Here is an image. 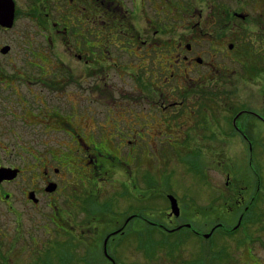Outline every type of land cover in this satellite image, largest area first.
<instances>
[{
    "label": "flooded vegetation",
    "instance_id": "flooded-vegetation-1",
    "mask_svg": "<svg viewBox=\"0 0 264 264\" xmlns=\"http://www.w3.org/2000/svg\"><path fill=\"white\" fill-rule=\"evenodd\" d=\"M168 1L0 0V200L6 202L8 213L16 215V231L20 230L19 206L14 201L19 193L24 208L30 202L39 205L42 198L51 207L59 196H69L71 184L82 185V194L75 190L77 203L83 206L86 197L89 211L96 214L93 217L102 218L97 223L106 229L103 254L113 261L108 242L114 234L126 231L122 227L115 230L114 224L105 226L101 194L115 201L110 187L120 194L121 183L136 178L133 162L142 161L149 149L157 148L161 136L173 131L171 126L181 118L180 112L194 113L192 118L198 112L190 105L196 78L191 70L205 65L210 72L211 65L214 67L211 58L218 56L244 63L241 58L250 53L255 54L248 64L252 67L247 68L250 77L263 81L264 62L259 59L264 57V0H242L239 8H227L222 0L216 4L204 0V17L202 12L198 20L186 17L181 24L171 15L179 5L173 0L171 7ZM207 3L216 12H208ZM197 29L203 32L204 57L194 48ZM164 30L176 37L166 50L157 38ZM246 31L255 34V47H247ZM165 51L169 59H164ZM223 73L231 79L228 70ZM233 112L228 116L230 125L240 142L252 150L254 139L249 130L254 131L255 124L242 115L264 122V106ZM224 151L225 146L214 156L225 175L226 189L213 187L222 205L241 211L230 227L216 221L206 233L198 230L207 239L218 228L237 232L243 219L249 218L260 190L257 187L247 195L245 183L231 188L233 168L224 164ZM145 170L141 171L143 180ZM119 171L126 179L116 177ZM254 176L259 182V174L254 172ZM86 186L92 189L84 190ZM233 189L226 198L222 196ZM180 214L181 208L179 215L171 209L167 212L170 227L163 222L155 225L165 230L184 226L196 230L191 222L176 223ZM130 215L124 224L131 225L136 214ZM50 219L55 221L53 215ZM260 221L250 226L255 231L252 246L241 248L240 259L246 249L253 255L242 260L244 264H264V221ZM9 232L0 228V249ZM9 240L17 242L16 238Z\"/></svg>",
    "mask_w": 264,
    "mask_h": 264
},
{
    "label": "rangeland",
    "instance_id": "rangeland-1",
    "mask_svg": "<svg viewBox=\"0 0 264 264\" xmlns=\"http://www.w3.org/2000/svg\"><path fill=\"white\" fill-rule=\"evenodd\" d=\"M222 1L227 8L242 6V0ZM175 2L179 9L171 15L178 18L179 24L186 17L198 20L205 6L204 0ZM210 2L216 4V0ZM168 3L171 7L174 6L173 0ZM213 8L207 3L208 12L210 9L216 12ZM201 17H204V12ZM243 36L247 40V47H255V34L251 35L246 31ZM157 38H160L165 50L176 40L166 30ZM252 40L253 43H250ZM193 42L195 50H200L204 57V36L199 29L195 31ZM207 43L210 44L209 41ZM167 55L169 53L165 51L164 59H169ZM254 56L255 54L247 53L246 59L241 58L244 63L231 60L227 62L219 56L213 57L211 60L214 67L211 65L210 72H207L205 65H201L200 70L196 67L191 70L190 75L196 78L190 91V94H194L190 105L198 112L193 118L194 113L190 116L187 111L180 112L181 118L171 126L173 131L161 136L157 148L149 149L142 161L133 162V175L136 178L128 184L121 183L120 188L116 184L120 194L109 186L110 191L115 193V201L107 194L103 196L102 192L104 200L99 206L105 226L114 224L115 230L122 227L126 231L114 234L108 242V251L114 255L113 261L103 254L106 229L97 223L102 218L93 217L96 214L89 211L86 197L83 206L77 203L76 189L81 193L82 185L73 183L69 187L70 197L59 196L56 203H51V207L42 198L39 205L30 202L24 208L20 201L22 195L19 193L14 201L19 206V231L15 230L16 215L8 213L6 202L0 200V228L10 231L4 249H0L4 253L0 256V264H244L242 260L246 262L249 256H253L247 250L255 238V231L250 226L261 219L260 223L264 221V122L249 114L242 115V119H251L255 124L254 131L249 130L254 139L253 149L250 150L240 142L239 134L230 125L228 116L242 107L260 110L264 106V79L260 77L263 81H259L251 78L247 69L252 67L248 64L252 63ZM209 58L207 53V59ZM260 60L264 62V57H260ZM223 68L230 72L231 79L225 77ZM185 122L187 124L181 127ZM224 146L227 160L224 164L233 168L231 188L244 187L245 183L247 189L244 191L247 195L254 193L257 187L260 190L256 192V201L249 218L243 219L237 232L227 233L225 229L218 228L207 239L199 231L206 233L216 221L227 222L230 227L241 211L238 207L230 210L222 205V200L217 199L218 191L213 187V184L216 187H226L225 175L217 167L219 164L214 156ZM143 167H146L144 180L141 176ZM120 171L116 177H121L119 180L126 179V174ZM254 172L259 174V182ZM83 189L89 191L92 187L86 186ZM232 191L234 189L221 195L226 198ZM166 193H172L178 199L181 214L175 219L176 223L191 222L196 230L187 226L165 230L162 226L155 225L163 222L170 227L167 212L171 210V204ZM55 211L57 213L54 214ZM132 213L136 216L132 218L131 225L124 224L125 218L130 219ZM52 215L54 222L50 219ZM11 238H16L17 242L9 243ZM243 247L247 249L243 259H240ZM70 252H75L78 256L70 255ZM60 254L66 255L59 256Z\"/></svg>",
    "mask_w": 264,
    "mask_h": 264
},
{
    "label": "water",
    "instance_id": "water-1",
    "mask_svg": "<svg viewBox=\"0 0 264 264\" xmlns=\"http://www.w3.org/2000/svg\"><path fill=\"white\" fill-rule=\"evenodd\" d=\"M52 189H54V188H52V187L49 188V190H52ZM169 198H170V201H171L172 212H174L176 215H179L180 206L178 204L177 198L174 195H172V194H169ZM205 235L207 236V234H205Z\"/></svg>",
    "mask_w": 264,
    "mask_h": 264
}]
</instances>
